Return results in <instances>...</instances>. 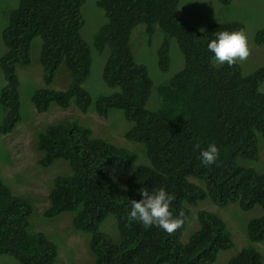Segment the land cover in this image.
<instances>
[{"label": "trees", "instance_id": "1", "mask_svg": "<svg viewBox=\"0 0 264 264\" xmlns=\"http://www.w3.org/2000/svg\"><path fill=\"white\" fill-rule=\"evenodd\" d=\"M217 1L224 6L232 3ZM179 2L96 0L105 22L95 32L93 46L99 53L109 50L102 78L117 90L95 98L83 86L92 68L91 48L81 35L85 0H18L7 14L1 34L6 50L0 56L5 79L0 91L4 110L0 134L11 133L22 120L17 65L30 64L31 44L39 37L44 86L31 95L36 111L46 112L54 103L63 109L74 104L87 112L93 105L98 115L107 117L117 109L132 124L125 138L145 147L148 163L139 165L122 186L114 174L135 163V152L94 136L78 120L51 123L37 136L36 147L42 153L38 164L46 168L63 160L70 169L69 174L54 178L43 216L74 213L73 228L91 235L92 264H213L220 251L233 247L231 234L218 215L200 209L197 229L183 242L188 206L209 199L218 207L237 203L243 211L255 206L264 210V170L238 161H257L259 138L264 140V92L260 91L264 65L248 74L238 62L215 65L207 49L214 33L245 32V24L216 22L199 31L179 16ZM138 24H145L150 35L155 26L163 32L158 50L161 70L169 67L170 39H176L184 57L183 68L156 87L154 106L159 104L154 109L147 106L153 80L146 66L136 62L130 44L131 31ZM253 42L264 46V28L255 32ZM61 66L70 73V85L63 90L50 88ZM211 143L219 156L205 166L200 152ZM160 187L175 197L170 205L173 215L183 213V224L170 234L128 215L132 200L141 198L140 189ZM33 210L32 203L13 193L0 176V255L15 258L17 264H59L57 245L44 232L30 230ZM108 215L116 220L114 235L100 230ZM246 235L251 243L264 240V213L248 221ZM227 264H264V256L251 244Z\"/></svg>", "mask_w": 264, "mask_h": 264}, {"label": "rangeland", "instance_id": "2", "mask_svg": "<svg viewBox=\"0 0 264 264\" xmlns=\"http://www.w3.org/2000/svg\"><path fill=\"white\" fill-rule=\"evenodd\" d=\"M96 0H85L81 7L84 26L81 29L83 39L91 48L92 68L84 87L93 98L99 94H107L117 90L109 88L103 81L102 71L107 60L109 50L102 53L93 46L94 34L105 22L103 10L99 9ZM18 4V0H0V56L6 48L2 41V30L7 24V14ZM179 16L191 23L197 30L202 31L206 26L225 21H241L245 24V34L248 38L249 56L238 63L242 72L248 74L254 69L264 65V46L253 42L255 32L264 28V0H232L228 6L221 5L217 0H180L178 5ZM164 40V34L158 26L150 35L145 24L136 25L131 31L130 44L133 56L138 63L146 66L153 80L154 86L151 98L147 104L150 109L155 105L156 87L166 83L184 66V57L179 49L176 39L169 41V67L163 71L158 66V50ZM41 39L35 38L31 44V62L29 65H17V74L20 79V103L22 120L17 127L8 134H0V176L11 188L13 193L28 199L33 207L30 217V230L42 231L51 239L58 249L57 262L59 264H92L94 256L89 250L91 235L75 230L72 226L74 213L66 212L54 218H45L44 210L48 206V194L54 178L58 175L70 173L67 162L55 161L49 167H41L38 164L42 153L36 147L37 136L46 125L60 120H78L90 127L93 135L104 138L109 143L133 151L137 154V160L125 170H117L115 180L125 186L128 175L134 173L139 165L147 164L145 147L138 142L129 141L124 133L132 126L127 122L120 110L111 109L107 117L98 115L93 105L87 112H81L73 104L68 108H61L52 103L49 110L39 113L31 102L33 91L44 86L42 80V67L40 65ZM215 65H218L214 61ZM71 82L70 73L61 66L55 73L53 82L49 86L56 90L66 89ZM5 85V79L0 69V91ZM264 92V82L260 86ZM4 110L0 105V121ZM259 158L250 161L239 158L241 165L250 166L261 172L264 170V140L259 138ZM197 183L200 181L193 179ZM190 218L186 230L182 234V241L186 242L188 236L197 229L196 213L200 209L208 210L218 215L226 224L234 241L232 248L220 251L213 264H227L228 260L239 250L248 245H254L264 256V240L251 243L247 239L246 225L252 218L264 213L260 206L243 211L237 203L227 207H218L211 200L204 199L197 205H189ZM100 230L114 235L116 220L113 215H108L101 224ZM0 264H17L15 258L9 255H0Z\"/></svg>", "mask_w": 264, "mask_h": 264}, {"label": "clouds", "instance_id": "3", "mask_svg": "<svg viewBox=\"0 0 264 264\" xmlns=\"http://www.w3.org/2000/svg\"><path fill=\"white\" fill-rule=\"evenodd\" d=\"M207 49L213 54L212 59L218 65L232 66L238 61L242 62L249 56V44L247 35L243 31L223 30L214 33V38L207 44ZM219 156V150L215 143H211L206 149H201V163L205 166L214 164ZM140 199L132 200L128 213L132 221L144 226H156L172 233L183 224V213L174 216L170 211L171 202L175 197L160 187L152 191L139 190Z\"/></svg>", "mask_w": 264, "mask_h": 264}]
</instances>
